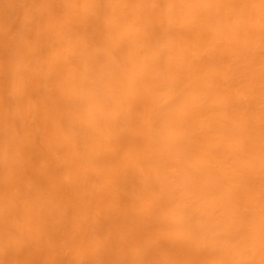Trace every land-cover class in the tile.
<instances>
[{"label": "snow or ice", "instance_id": "snow-or-ice-1", "mask_svg": "<svg viewBox=\"0 0 264 264\" xmlns=\"http://www.w3.org/2000/svg\"><path fill=\"white\" fill-rule=\"evenodd\" d=\"M46 4L48 0H37ZM178 0H84L82 4L92 23L89 26L91 41L101 57L87 55L72 36L71 21L60 16L48 18L52 30L43 29L31 39V79L18 75L14 92L19 95L31 87L29 98L31 120L39 125V131L27 142L21 170L13 172L7 180L8 219L17 230L31 228L35 242L49 249L55 247L57 237L66 233H79L85 220L89 231L84 234L85 243L99 244L98 233L103 226L99 215L93 217L82 206L83 194L73 184L74 165L82 158L95 160L102 147L107 148V164L118 161L120 176L143 177L146 171L158 180L157 188L164 190L161 170L167 160L155 151L156 119L148 108L137 103L131 89H117L111 85L117 76L130 72L147 75L151 83L168 78L177 60L174 42L164 40V34L176 23L173 10ZM184 3L221 7H258L261 13V39L259 45V173L261 217V242L264 243V0H186ZM127 11L126 16L120 15ZM153 13H159V18ZM163 17V18H162ZM34 21L31 12L24 16V24ZM238 23V18L235 19ZM121 23H126L140 37L133 41L138 49L135 64H130L127 46L118 36ZM242 52L254 53L251 35L242 36L239 31ZM207 35V33H202ZM62 50V55L57 54ZM244 57L224 54L218 58L216 78L203 92H197L196 100L202 105L211 103L231 115L229 142L241 152L251 153L255 143L257 116L252 98L255 93V66L245 67ZM152 91V89H151ZM172 89L158 90L160 103L168 105ZM102 142V143H98ZM175 164L182 163L177 153ZM255 167L254 156L249 161ZM86 186L97 188L86 172L82 173ZM152 185L145 181L135 190L117 180L114 201L129 202L139 199ZM229 193L231 185L221 186ZM186 193H181V196ZM233 209L248 220L256 212L249 201L240 196L233 201ZM193 223L187 211L175 215V226L183 230ZM233 223L228 216L227 228ZM201 237L206 236L203 224L198 226ZM137 239H139L137 237ZM243 235L230 244L244 243ZM171 246L172 242L169 241ZM149 246L159 248L161 239L149 241ZM76 264H89L87 260ZM102 264V262H97ZM175 264V262H167Z\"/></svg>", "mask_w": 264, "mask_h": 264}, {"label": "clouds", "instance_id": "clouds-1", "mask_svg": "<svg viewBox=\"0 0 264 264\" xmlns=\"http://www.w3.org/2000/svg\"><path fill=\"white\" fill-rule=\"evenodd\" d=\"M3 8L9 15L14 10H22V18L17 17L0 28V264H76L80 260H87L89 264H167L170 261L175 264H264L260 214L242 220L241 214L232 207L233 201L240 198L238 193L222 191L214 198L217 203H208V197L203 192L204 182L193 171L191 160L185 155L181 164L174 162L177 153L186 154L185 145L179 140L170 143L166 137L155 145L156 153L167 160V165L161 170V179L167 185L164 190L157 188L158 180L150 171H146L143 177H136L135 183L131 177H121L118 161L110 165L106 163L109 152L104 147L95 160L82 158L74 165L73 184L83 194L82 206L86 212L93 217L99 215L103 221L98 233L99 244L84 242L83 236L89 231L87 220L79 233L58 236L52 249L35 242L31 228L17 230L8 219L6 184L13 172L21 170L27 142L39 131V125L33 123L29 112L31 87L19 95L14 92L18 69L26 80L31 79V39L43 29L52 30L47 23L49 17L60 16L72 22L73 39L86 50L87 55L98 61L101 57L91 41L89 26L92 20L82 4L65 3L64 0H48L46 4H40L37 0H25L16 6L4 4ZM28 12H31L34 21L26 27L24 16ZM190 13L201 14L209 21L220 20L242 36L251 35L253 55L258 53L259 60L261 13L258 7L178 3L173 10L176 23L163 36L164 40L174 42L177 64L170 77L153 83L149 95L150 102L162 116L198 104L197 93L183 88L185 70L179 64V59L186 57L185 22ZM236 18L238 23L234 22ZM235 47L240 49L238 41ZM215 78V71H207L200 80L198 92L205 91ZM126 86L127 81L122 80L119 89ZM161 88L172 89L168 105L160 103L158 90ZM159 127L157 119L156 128ZM253 156L254 168L259 169L260 139L258 144L254 143L251 153L242 154L241 163L245 172L253 169L249 165ZM84 172L99 187L86 186L83 183ZM117 180L129 190H135L145 181L152 185V189L144 190L131 206L126 199L117 203L113 197ZM181 193L186 195L181 196ZM179 211H187L193 218L192 225L183 230L175 226V215ZM229 215L233 223L227 228ZM201 224L206 231L205 237H201L198 230ZM242 235L244 243H229L239 240ZM153 239H161L159 248L149 246V241Z\"/></svg>", "mask_w": 264, "mask_h": 264}, {"label": "bare ground", "instance_id": "bare-ground-1", "mask_svg": "<svg viewBox=\"0 0 264 264\" xmlns=\"http://www.w3.org/2000/svg\"><path fill=\"white\" fill-rule=\"evenodd\" d=\"M25 0H0V28L12 23L17 17L22 18V10H14L11 15L6 14L4 4L21 5ZM65 3H83L84 0H64ZM186 2V0H178ZM10 11V10H6ZM127 11L120 15L126 16ZM159 18V13H153ZM187 33L185 47L186 57L179 59L180 66L185 70L183 88L187 92L197 93L202 76L209 70L217 71L218 58L221 55H236L244 57L245 67L248 64L255 66V93L252 104L257 116L255 142H259V60L256 55L242 52L235 47L239 34L220 20L209 21L198 13L188 14L185 22ZM207 33V35H202ZM118 36L127 46V57L130 64H135L138 58V49L133 41L140 37L139 33L132 32L129 25L121 23ZM62 55V50H57ZM177 64L174 62L173 67ZM127 81L126 88L132 90L137 103L144 105L153 117L160 121L156 128L155 142L160 143L167 138L170 143L181 141L186 148V154L181 153L182 161L189 158L193 171L204 182L203 192L208 197V203L215 204L214 199L221 194V186L231 185L238 193L249 201L259 215L260 201V173L258 168L245 172L242 165V154L229 142L231 115L219 110L211 103L178 109L175 114L162 116L157 113L150 102L149 95L153 86L149 76L130 72L127 75L117 74L113 85L119 89L121 81ZM174 159V158H173Z\"/></svg>", "mask_w": 264, "mask_h": 264}]
</instances>
